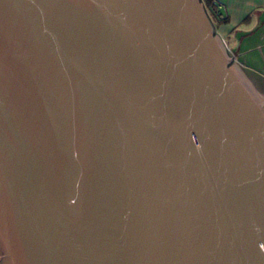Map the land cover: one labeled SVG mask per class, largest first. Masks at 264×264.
<instances>
[{"label": "water", "instance_id": "1", "mask_svg": "<svg viewBox=\"0 0 264 264\" xmlns=\"http://www.w3.org/2000/svg\"><path fill=\"white\" fill-rule=\"evenodd\" d=\"M0 264H264V77L202 0H0Z\"/></svg>", "mask_w": 264, "mask_h": 264}, {"label": "crops", "instance_id": "2", "mask_svg": "<svg viewBox=\"0 0 264 264\" xmlns=\"http://www.w3.org/2000/svg\"><path fill=\"white\" fill-rule=\"evenodd\" d=\"M224 7V13L219 16L209 15L216 33L222 38L235 62L243 68L249 69L264 77L259 70L246 65L231 48L237 43L234 37L235 30H251L256 25V16L253 11H264V0H219Z\"/></svg>", "mask_w": 264, "mask_h": 264}, {"label": "built area", "instance_id": "3", "mask_svg": "<svg viewBox=\"0 0 264 264\" xmlns=\"http://www.w3.org/2000/svg\"><path fill=\"white\" fill-rule=\"evenodd\" d=\"M206 10L217 16L221 15V13H224V7L219 0H212L211 4L209 5V9L207 8Z\"/></svg>", "mask_w": 264, "mask_h": 264}, {"label": "trees", "instance_id": "4", "mask_svg": "<svg viewBox=\"0 0 264 264\" xmlns=\"http://www.w3.org/2000/svg\"><path fill=\"white\" fill-rule=\"evenodd\" d=\"M203 1V3H204V6H205V8L207 9H209V5L211 4V1L212 0H202ZM214 16H217V15H214Z\"/></svg>", "mask_w": 264, "mask_h": 264}, {"label": "rangeland", "instance_id": "5", "mask_svg": "<svg viewBox=\"0 0 264 264\" xmlns=\"http://www.w3.org/2000/svg\"><path fill=\"white\" fill-rule=\"evenodd\" d=\"M207 12H208L209 15L211 14V12H209L208 10H207Z\"/></svg>", "mask_w": 264, "mask_h": 264}]
</instances>
